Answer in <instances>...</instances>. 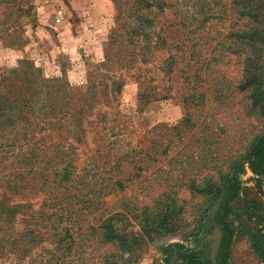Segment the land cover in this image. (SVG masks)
Returning a JSON list of instances; mask_svg holds the SVG:
<instances>
[{
	"label": "rangeland",
	"instance_id": "rangeland-1",
	"mask_svg": "<svg viewBox=\"0 0 264 264\" xmlns=\"http://www.w3.org/2000/svg\"><path fill=\"white\" fill-rule=\"evenodd\" d=\"M0 264H264V0H0Z\"/></svg>",
	"mask_w": 264,
	"mask_h": 264
},
{
	"label": "trees",
	"instance_id": "trees-1",
	"mask_svg": "<svg viewBox=\"0 0 264 264\" xmlns=\"http://www.w3.org/2000/svg\"><path fill=\"white\" fill-rule=\"evenodd\" d=\"M116 183H117V181H116ZM152 215H154V218H155V216L157 215V216H160L161 215V212L160 213H158V214H156L155 215V213H153ZM151 215H149L147 218H144L143 219V221H140V223L142 224L141 226H143V228H147L146 227V224H147V222L149 221V220H151ZM153 219V218H152Z\"/></svg>",
	"mask_w": 264,
	"mask_h": 264
}]
</instances>
